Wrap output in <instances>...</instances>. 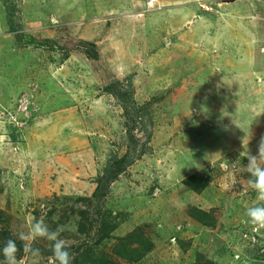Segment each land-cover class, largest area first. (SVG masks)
Here are the masks:
<instances>
[{
	"label": "rangeland",
	"instance_id": "rangeland-1",
	"mask_svg": "<svg viewBox=\"0 0 264 264\" xmlns=\"http://www.w3.org/2000/svg\"><path fill=\"white\" fill-rule=\"evenodd\" d=\"M148 1L0 0V243L21 246L18 264H52L18 238L40 220L63 226L72 264H264V229L246 216L258 203L246 155L264 136V0ZM111 82L129 106L131 88L136 123Z\"/></svg>",
	"mask_w": 264,
	"mask_h": 264
},
{
	"label": "clouds",
	"instance_id": "clouds-1",
	"mask_svg": "<svg viewBox=\"0 0 264 264\" xmlns=\"http://www.w3.org/2000/svg\"><path fill=\"white\" fill-rule=\"evenodd\" d=\"M246 170L250 174L248 181L249 186L256 193L258 203L247 208V222L252 225L255 231L264 229V136L261 137L258 143L257 154L247 153ZM64 231L63 226H58L55 230L42 220L33 223L27 233H21L19 240L23 242V252L36 256L39 254V249L32 247V244L37 239H46L51 242V252L54 257L52 264H72L73 255L69 252L70 244L66 239L61 238V233ZM2 255L4 264H18L17 253L20 249L13 239L7 240L3 246ZM22 264V262H20Z\"/></svg>",
	"mask_w": 264,
	"mask_h": 264
},
{
	"label": "trees",
	"instance_id": "trees-1",
	"mask_svg": "<svg viewBox=\"0 0 264 264\" xmlns=\"http://www.w3.org/2000/svg\"><path fill=\"white\" fill-rule=\"evenodd\" d=\"M17 28H15L14 25L10 26V31L12 33H14L15 37H16V40H20L22 39V34L20 32H16ZM31 37V36H30ZM25 43L26 44H30V45H33L34 47H41V48H50L52 49L54 46H49V41L47 40H44V41H40V42H37V40H35L34 38H30V39H26L25 40ZM77 47L79 49H81V51L84 52V54L91 58V59H96L97 58V51L95 49V45L93 44V42H89V41H80L79 43H77ZM121 87H122V84L118 83V82H111L109 84H107L105 86V90L111 95L113 96L115 99H117L120 103H121V106L124 108V111L128 113V110H130V116L132 117L131 118V124H134L137 122V119L139 118L140 116V111L139 109L135 108L133 106L134 102H133V99H132V92H131V88L129 87L128 88V91H129V99L131 102V106L127 105L126 104V97H125V92H123L121 90ZM139 120V119H138ZM131 129L132 127L128 128V137H130L129 139L127 138V140L129 142H133L135 145L133 146V149H131L132 151L136 152L138 150L137 148V139H134L133 136H132V133H131ZM130 154V150L127 154H125L124 156L120 157V160H116L114 162V164L107 170V168L104 169L103 171V174L102 175H99L97 177V181H98V187L97 189L92 193V196L94 198H101V197H105L107 191H108V188H109V185H110V182L112 180H114L117 175L123 170L124 168V163L125 162H128L127 158ZM109 163V162H108ZM1 239V238H0ZM4 244L3 242L0 243V250H2ZM19 248L21 247L20 245L18 246ZM34 248H38L39 249V252H47V253H50L52 254L51 252V246L49 248H41V247H35V246H32ZM2 251H0L1 253ZM70 252V250H69ZM71 253V252H70ZM258 256V255H257ZM260 257V255L258 256ZM54 258V257H53ZM262 259L261 260H264V255L263 257H261ZM73 263V262H72ZM58 264V262H57Z\"/></svg>",
	"mask_w": 264,
	"mask_h": 264
},
{
	"label": "built area",
	"instance_id": "built-area-1",
	"mask_svg": "<svg viewBox=\"0 0 264 264\" xmlns=\"http://www.w3.org/2000/svg\"><path fill=\"white\" fill-rule=\"evenodd\" d=\"M148 2H149V4H150L152 1L149 0ZM20 107L25 108V107H26V104H25L23 101H21V103H20ZM253 232H254L255 236H258L257 231H255V230L253 229ZM253 240H254V238H253ZM261 250H262V252L264 251L263 249H261ZM263 254H264V252H263Z\"/></svg>",
	"mask_w": 264,
	"mask_h": 264
},
{
	"label": "crops",
	"instance_id": "crops-1",
	"mask_svg": "<svg viewBox=\"0 0 264 264\" xmlns=\"http://www.w3.org/2000/svg\"><path fill=\"white\" fill-rule=\"evenodd\" d=\"M150 5H152V4H150ZM155 5H156V3L154 2V4L152 6H155Z\"/></svg>",
	"mask_w": 264,
	"mask_h": 264
}]
</instances>
